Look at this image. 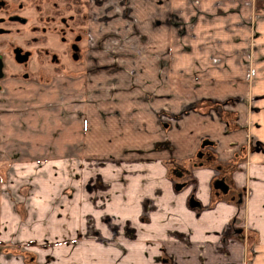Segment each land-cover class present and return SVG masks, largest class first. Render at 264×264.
Listing matches in <instances>:
<instances>
[{
	"label": "crops",
	"instance_id": "1",
	"mask_svg": "<svg viewBox=\"0 0 264 264\" xmlns=\"http://www.w3.org/2000/svg\"><path fill=\"white\" fill-rule=\"evenodd\" d=\"M119 1L112 6L105 0H89L86 74L81 86L74 87L80 84L77 78L72 79L77 84L67 82L70 108L65 115L53 116L55 120L75 117L81 119L79 124L45 121L50 133L44 134L41 110L29 104L22 114H14L18 111L0 96V191L5 187L9 192L22 191L29 185L40 194L35 203L41 206L43 183L12 182L15 174L40 173L47 161L60 167L62 159L75 153L95 161L105 157L112 168H118L117 160L142 158L152 181L145 186L139 182L132 191L147 196L166 192L164 205L174 206L160 220L161 228L172 233L169 244L165 234L159 240L167 253L176 256L171 264H235L236 259L239 263L245 254L247 224L258 233L257 241L260 235L258 247H264V0H130V8L123 4L126 0ZM126 25L132 38H117L115 27ZM68 86L79 92H68ZM64 127L67 133L64 129L59 134ZM209 154L228 176L229 191L208 213H193L185 196L174 192L178 187L172 188L175 178L169 175L176 165L180 169L179 164H191L198 157L203 162ZM213 175L208 167L197 171L202 207L213 201L206 195L208 189L215 192L210 187ZM51 186L56 196L45 201L58 209L59 186L55 181ZM223 206L226 213L220 215ZM0 207L4 241L21 220L11 213L5 195H0ZM177 208L189 213L175 215ZM134 218L141 223L144 218L154 220L152 215L139 214L120 222ZM41 219L35 216L28 223L36 224V229ZM54 222L59 223L58 218ZM78 230L62 237H81L85 243L68 244L67 253L87 256L90 264H144L136 245L129 242L123 248L113 235L108 239L111 231L100 234L94 243ZM227 237L231 240L222 242ZM146 241L144 245H155ZM204 255L217 260L225 255L226 262H209Z\"/></svg>",
	"mask_w": 264,
	"mask_h": 264
},
{
	"label": "rangeland",
	"instance_id": "2",
	"mask_svg": "<svg viewBox=\"0 0 264 264\" xmlns=\"http://www.w3.org/2000/svg\"><path fill=\"white\" fill-rule=\"evenodd\" d=\"M88 1H85L87 6L90 4ZM105 1L109 4L112 3V6H117V2H120L119 0ZM125 3L128 8H130V0L123 2V4ZM121 9H117L116 12H120ZM89 12L90 10L88 8L83 14H90ZM107 16H110V14H107ZM124 17L129 18V14H126ZM115 28V36L117 38H132V32L126 30V28L130 29L129 26L126 25ZM76 32H78V30H76ZM86 32L87 31L83 30L82 34L86 36ZM77 67L78 65H75L74 68L76 73L72 79L77 78L76 80L80 81V84L74 87L81 86V81L83 79L79 77L82 69ZM76 80H71L72 82L70 84H77L78 81ZM67 84V81L57 82L53 85L47 82L28 83L26 86L8 84L6 85L8 93L2 96L0 95L2 98L1 101L7 103L9 108H14L18 111L13 112L14 114L20 112L22 114L29 104L33 105L35 111L41 110V113H44L43 133H50V129L45 127V121L47 125L50 124V120L54 122V124L56 122L62 125L80 123L79 121L81 119H75V117L68 119L64 118L62 120L53 119L54 114L56 116L65 115V110L70 108L66 100ZM68 88V92H79L72 86H68ZM58 111H62V113ZM10 120L17 123V121L13 119ZM64 129L67 133V128L64 127L58 129L59 134L65 133ZM78 154L79 153H75L74 157L62 159L60 164L62 163L63 165H60V167L49 165V161H47L43 166L44 169L40 173L14 175L15 177L12 182L19 183L21 180L22 182L25 181L27 185L43 183L41 206L35 203V198H39L40 194L38 196L36 191L28 187L29 185L26 190L22 191L13 190L9 192L6 191L7 187H5V191H0L1 197L5 195V201L9 203L11 213L17 215L21 220V222H18L15 229L11 230L12 232L9 233V237L4 239V241L0 239V264H67V260L70 264L74 262L73 260L79 262V264H90V261L87 262V260H89L87 256L78 253L73 254L71 251L67 253L68 244L75 243L74 246L78 247L80 245V247H82L85 243V239L82 240L81 237H77V240H69L62 237L71 235L72 233L74 235L77 229H79L78 231L81 234L83 233L85 238L89 237L94 243L98 242L97 240L100 234L106 235L107 231H111L114 234H108V239H111V235H113V237H116L113 241L115 243L119 241L120 243L122 242L121 245L123 248L129 246V242H132L136 245V248L141 251L142 256L139 257V260H142L144 264H171V262L176 259V256L167 253L165 248H163L164 245L159 243V240L163 241L165 234L169 244L172 233L161 228L162 223L160 220L164 216L163 214L166 210L168 209L171 212V208L174 206L172 204H170L171 206L164 205V202H167V197L165 196L166 192H164L163 196L147 192V196L145 192L134 193L132 191V187L137 186L139 182L145 186L147 182L151 183L152 181L145 168L146 160L142 158L138 160L135 158H124L117 160V164L115 163L116 160H110L113 164L115 163V167H118L112 168V166H108L109 160L105 157H103V159H96L95 161L89 158H80ZM215 163L216 159L209 154L207 159L203 162L197 160V164L194 165L179 164L180 167L185 168V172L181 175H177V172L175 174V171L178 169L176 165V170H172V173L169 175L172 180L173 177L175 178L176 176L175 183H172V188L173 186L178 187L177 190L173 189L174 192L177 193V195L182 194L185 196L187 208L190 212L208 213L210 208H214L212 204L217 202L218 198H227L226 191H229L227 182H230V180H228L226 174H222V168ZM134 165L142 170L141 173ZM204 167H208L215 171V175L212 176H215L212 179V181L215 179V182L214 184H212V181L210 183V187H214L215 192L212 191L211 193V190L208 189L206 193L207 198L210 197L213 200L208 207H202L204 203L200 199H203L204 196L202 197V194L199 195L198 183L196 181L197 171ZM217 173L218 175H216ZM19 176L21 178H19ZM1 178H3V176H1ZM53 181L57 182L59 186V202L57 203L59 211L56 205H49V199L45 201L47 200L45 197L49 198L50 196H56V191H54L51 186ZM67 187H69V190H66ZM160 189L163 191V188ZM46 194L49 195L46 196ZM231 194L235 198L239 197L236 193ZM133 204L138 205L135 207ZM3 209L5 210L7 208L4 207ZM1 211L2 208L0 207V214ZM178 211V213L176 212L173 214L183 215L186 210L184 208H179ZM225 213L226 209L223 206V212L220 213V215ZM139 214L152 215L154 220L151 223L149 219L144 218L142 219L144 222L141 223L139 219L137 220L134 218L129 221L130 223L120 222V218L126 221V218H129L131 215ZM35 216L36 219H39V217L43 218L40 222L38 220L36 221L38 222L36 229L33 227L36 224L28 223L35 220ZM56 218H58L59 223L54 222ZM245 227L247 228L244 233L247 240L244 243L246 248L245 254L240 257L239 263L236 259L235 264H263L264 247L263 249L258 247L260 235L257 241L258 233L251 231L248 224ZM58 235L59 238L57 237ZM147 239L152 243L155 242V245H144L147 243ZM173 240L175 241L176 238ZM229 240H231V238L228 239L227 237L224 238L222 242L225 243ZM46 247L51 248L46 249ZM161 248L164 249L162 252ZM260 252H262V254ZM222 257L224 260H217V256L213 255L203 256V258H207L209 262L225 263L226 256L224 255Z\"/></svg>",
	"mask_w": 264,
	"mask_h": 264
},
{
	"label": "flooded vegetation",
	"instance_id": "3",
	"mask_svg": "<svg viewBox=\"0 0 264 264\" xmlns=\"http://www.w3.org/2000/svg\"><path fill=\"white\" fill-rule=\"evenodd\" d=\"M85 1L0 0L1 96L8 84L71 81L75 65L84 77L90 53V14H83L90 4ZM176 172L181 175L185 168Z\"/></svg>",
	"mask_w": 264,
	"mask_h": 264
},
{
	"label": "trees",
	"instance_id": "4",
	"mask_svg": "<svg viewBox=\"0 0 264 264\" xmlns=\"http://www.w3.org/2000/svg\"><path fill=\"white\" fill-rule=\"evenodd\" d=\"M46 248H49V247H46Z\"/></svg>",
	"mask_w": 264,
	"mask_h": 264
}]
</instances>
